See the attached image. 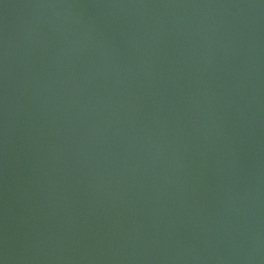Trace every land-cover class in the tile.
<instances>
[{
  "label": "water",
  "instance_id": "water-1",
  "mask_svg": "<svg viewBox=\"0 0 264 264\" xmlns=\"http://www.w3.org/2000/svg\"><path fill=\"white\" fill-rule=\"evenodd\" d=\"M0 264H264V0H0Z\"/></svg>",
  "mask_w": 264,
  "mask_h": 264
}]
</instances>
